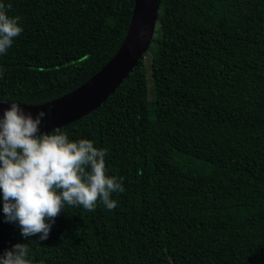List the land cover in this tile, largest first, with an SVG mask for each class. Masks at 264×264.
Here are the masks:
<instances>
[{
	"label": "trees",
	"instance_id": "trees-1",
	"mask_svg": "<svg viewBox=\"0 0 264 264\" xmlns=\"http://www.w3.org/2000/svg\"><path fill=\"white\" fill-rule=\"evenodd\" d=\"M24 31L0 55V100L41 104L117 52L135 0H0ZM145 54L95 110L59 129L106 148L117 207H67L49 238L5 221L0 255L33 264H264V0H161ZM151 43V44H152Z\"/></svg>",
	"mask_w": 264,
	"mask_h": 264
},
{
	"label": "clouds",
	"instance_id": "clouds-1",
	"mask_svg": "<svg viewBox=\"0 0 264 264\" xmlns=\"http://www.w3.org/2000/svg\"><path fill=\"white\" fill-rule=\"evenodd\" d=\"M12 4L0 2V55L24 31ZM5 69L0 67V77ZM46 112L33 116L12 102L0 116V193L6 222L17 223L25 238H49L55 219L67 207L94 212L117 207L114 193L125 191L123 177L108 174V150L88 138L70 139L59 128L41 132ZM27 243L0 255V264H33ZM43 264V261L40 262Z\"/></svg>",
	"mask_w": 264,
	"mask_h": 264
},
{
	"label": "water",
	"instance_id": "water-1",
	"mask_svg": "<svg viewBox=\"0 0 264 264\" xmlns=\"http://www.w3.org/2000/svg\"><path fill=\"white\" fill-rule=\"evenodd\" d=\"M160 3L161 0H135L132 20L120 48L83 84L45 103H19L26 113L33 116L41 110L46 112L40 126L41 132H51L92 112L121 85L150 48ZM12 102L14 101L0 100V116Z\"/></svg>",
	"mask_w": 264,
	"mask_h": 264
},
{
	"label": "rangeland",
	"instance_id": "rangeland-1",
	"mask_svg": "<svg viewBox=\"0 0 264 264\" xmlns=\"http://www.w3.org/2000/svg\"><path fill=\"white\" fill-rule=\"evenodd\" d=\"M155 50V45L152 43L150 45V48L149 50L145 53V61H146V64L148 66V82H149V86L151 85V75H150V62H151V58H152V54H153V51Z\"/></svg>",
	"mask_w": 264,
	"mask_h": 264
}]
</instances>
